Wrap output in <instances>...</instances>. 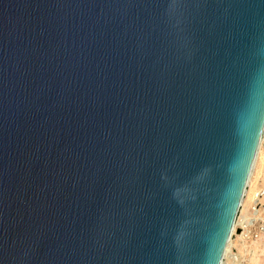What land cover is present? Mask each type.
Segmentation results:
<instances>
[{
    "label": "water",
    "instance_id": "obj_1",
    "mask_svg": "<svg viewBox=\"0 0 264 264\" xmlns=\"http://www.w3.org/2000/svg\"><path fill=\"white\" fill-rule=\"evenodd\" d=\"M264 132V0H0V264H222Z\"/></svg>",
    "mask_w": 264,
    "mask_h": 264
},
{
    "label": "rangeland",
    "instance_id": "obj_2",
    "mask_svg": "<svg viewBox=\"0 0 264 264\" xmlns=\"http://www.w3.org/2000/svg\"><path fill=\"white\" fill-rule=\"evenodd\" d=\"M222 264H264V132Z\"/></svg>",
    "mask_w": 264,
    "mask_h": 264
},
{
    "label": "bare ground",
    "instance_id": "obj_3",
    "mask_svg": "<svg viewBox=\"0 0 264 264\" xmlns=\"http://www.w3.org/2000/svg\"><path fill=\"white\" fill-rule=\"evenodd\" d=\"M234 229H235V225H234V228H233V230H232V233H233Z\"/></svg>",
    "mask_w": 264,
    "mask_h": 264
}]
</instances>
